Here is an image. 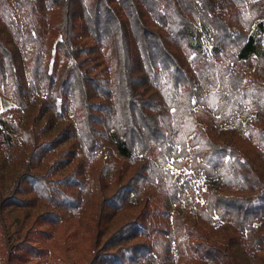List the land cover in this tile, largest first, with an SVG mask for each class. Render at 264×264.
<instances>
[{
    "label": "trees",
    "instance_id": "16d2710c",
    "mask_svg": "<svg viewBox=\"0 0 264 264\" xmlns=\"http://www.w3.org/2000/svg\"><path fill=\"white\" fill-rule=\"evenodd\" d=\"M0 95V264H264V0H0Z\"/></svg>",
    "mask_w": 264,
    "mask_h": 264
},
{
    "label": "rangeland",
    "instance_id": "374dc122",
    "mask_svg": "<svg viewBox=\"0 0 264 264\" xmlns=\"http://www.w3.org/2000/svg\"><path fill=\"white\" fill-rule=\"evenodd\" d=\"M258 166L263 170L264 172V161H259L258 162ZM2 173H5V170H2ZM2 180H4V178L2 177ZM58 230H54L53 231V235L49 238H46L41 244H43L44 246L47 247V252H46V259L47 261L53 259V253L52 251H50L51 249L53 251H55L56 253L59 252V245H58ZM70 242H71V249L70 252L77 258V260H81L86 256V252H85V246L86 244L84 242H82L80 240L79 236H71L70 238ZM264 253V251H262ZM239 259L241 261V264H257L254 261H252L251 259L247 258L244 256L243 253L239 254ZM32 261H28L26 264H31ZM19 264H23V263H19ZM47 264V263H45ZM210 264V263H208Z\"/></svg>",
    "mask_w": 264,
    "mask_h": 264
},
{
    "label": "crops",
    "instance_id": "0c3cea01",
    "mask_svg": "<svg viewBox=\"0 0 264 264\" xmlns=\"http://www.w3.org/2000/svg\"><path fill=\"white\" fill-rule=\"evenodd\" d=\"M8 101L0 95V110H3L8 106Z\"/></svg>",
    "mask_w": 264,
    "mask_h": 264
}]
</instances>
